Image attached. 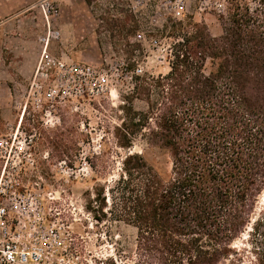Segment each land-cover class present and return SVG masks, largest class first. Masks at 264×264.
<instances>
[{"label":"rangeland","instance_id":"obj_1","mask_svg":"<svg viewBox=\"0 0 264 264\" xmlns=\"http://www.w3.org/2000/svg\"><path fill=\"white\" fill-rule=\"evenodd\" d=\"M173 1L0 0V32L7 34L0 36V178L13 185L10 189L32 192L28 215L56 225L62 243L56 256H49L63 257L58 263L135 262L136 227L105 215L96 201L97 190L119 177L128 152L115 137L123 106L135 76L170 70L173 24L193 20L220 35V17L231 2L187 0L184 13L175 16ZM59 64L106 75L107 91L71 95L68 82L55 79ZM215 67L208 58L205 72ZM54 87L61 92L51 99ZM134 107L147 105L136 99ZM130 151L144 155L164 178L170 176L166 149L138 137ZM263 211L264 192L250 225L234 242L246 264H257L251 232Z\"/></svg>","mask_w":264,"mask_h":264},{"label":"trees","instance_id":"obj_2","mask_svg":"<svg viewBox=\"0 0 264 264\" xmlns=\"http://www.w3.org/2000/svg\"><path fill=\"white\" fill-rule=\"evenodd\" d=\"M253 1L227 2L217 36L205 23L173 24L170 70L135 76L115 132L128 152L96 192L105 215L136 227L134 264H246L234 242L264 192V0ZM138 137L169 152L168 178L130 151ZM251 236L264 264V211Z\"/></svg>","mask_w":264,"mask_h":264},{"label":"built area","instance_id":"obj_3","mask_svg":"<svg viewBox=\"0 0 264 264\" xmlns=\"http://www.w3.org/2000/svg\"><path fill=\"white\" fill-rule=\"evenodd\" d=\"M186 5L187 0H174V15L181 16L186 10ZM55 79L61 84L66 80L71 95L73 90L84 92L87 89L105 93L109 85L106 75H92L89 68L80 69L76 64H59ZM89 84L90 87L87 86ZM60 92L61 89L54 87L48 92V97L55 99ZM3 179L2 176L0 186ZM8 183V180L4 179L3 187L0 188V264H61L56 261L63 257L52 260L49 256H56L62 243L56 225L47 224L42 216L34 215L32 218L28 215L27 206L33 198L32 192H18L16 189H10L13 185ZM25 232H30V237L26 238Z\"/></svg>","mask_w":264,"mask_h":264},{"label":"crops","instance_id":"obj_4","mask_svg":"<svg viewBox=\"0 0 264 264\" xmlns=\"http://www.w3.org/2000/svg\"><path fill=\"white\" fill-rule=\"evenodd\" d=\"M6 8V7H5ZM5 8H4V10H5ZM3 9V7L2 6H0V16L2 15L1 13H2V10ZM10 22V21H9ZM9 22H8V24H9ZM11 24H13V23H11ZM7 26H5V27H3V30H6L7 28H6ZM0 36H6L7 37V34H5V32H0Z\"/></svg>","mask_w":264,"mask_h":264}]
</instances>
